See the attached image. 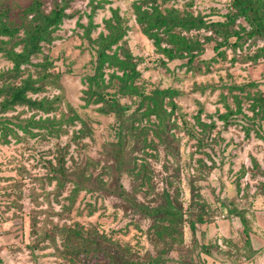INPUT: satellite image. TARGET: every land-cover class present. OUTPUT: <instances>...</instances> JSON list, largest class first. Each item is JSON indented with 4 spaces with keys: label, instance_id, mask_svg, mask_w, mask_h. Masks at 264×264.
<instances>
[{
    "label": "rangeland",
    "instance_id": "1",
    "mask_svg": "<svg viewBox=\"0 0 264 264\" xmlns=\"http://www.w3.org/2000/svg\"><path fill=\"white\" fill-rule=\"evenodd\" d=\"M133 4L207 24L231 12L229 0L70 1L71 17L53 40L16 77L0 80V88L29 81L36 91L26 96L38 104L3 109L0 96V264H249L264 252V119L250 111L254 97L264 98V40L230 37L216 51L227 32L249 29L238 19L180 32L201 49L191 61L185 53L168 61L141 32ZM113 10L128 30L111 52L130 54L139 73L129 82L136 91L116 95L126 107L119 115L90 98L96 54L84 35L90 19L91 39L105 35ZM21 36L6 49L20 51ZM11 69L0 51V74ZM111 74L122 72L106 68L108 93L119 84ZM167 89L175 93L155 115L149 98ZM48 164L63 166V183ZM128 198L150 209L170 205L182 217H148Z\"/></svg>",
    "mask_w": 264,
    "mask_h": 264
},
{
    "label": "trees",
    "instance_id": "2",
    "mask_svg": "<svg viewBox=\"0 0 264 264\" xmlns=\"http://www.w3.org/2000/svg\"><path fill=\"white\" fill-rule=\"evenodd\" d=\"M70 1L72 0H51V9L46 12L43 9L45 0H0V51H5L6 58L12 64L11 70L0 74V80L16 77L21 67L28 64L32 56L40 52L41 44H47L53 40V34L62 21L71 17L70 14L66 13ZM229 2L231 12L227 14V22L224 23L211 22L207 24L202 18L193 17L189 14L181 16L176 9L161 10L159 6H150V8L143 9L139 5L133 4V10L137 23L141 25V32L146 37L153 40L156 50L164 55L168 61L181 57L183 53L188 55L191 61L193 59V51H200L201 45L197 40H190L181 35L182 32L200 30L209 26L224 27L232 25L238 19H242L246 22L249 29H243L242 33L237 31L227 32L226 35L223 36L224 41L217 44L215 47L216 51H218L230 37L236 39L234 44L238 43L237 41L243 38L264 40V0H229ZM100 7L101 3L92 4V11ZM125 22L126 21L118 14V11L113 10L111 12V17L104 21L107 32L105 35L100 34L97 39H91L90 32L94 28L91 19L84 33L87 40L94 47L93 49L96 54L94 74L88 78L91 87L89 91L90 98L94 97L95 102L102 101L107 108V110L101 108L104 112L111 111L118 115L121 114L126 107L118 103L116 95H125L130 91H136L137 88L129 82L139 77V73L136 72L134 66L131 64L130 54H127L125 58H120L115 52H111L112 48L126 35L128 28ZM19 33H21L22 38L19 42L14 43V45L21 44L22 49L20 51H15L13 46V49L7 50L6 46L9 45ZM163 35L167 37V44L171 45L168 48L161 46L163 41L161 36ZM160 63L166 65L164 61H160ZM107 67L116 68L122 72V76L110 75L111 78H117L119 80V84L116 87L117 90L114 93L105 91L106 84L104 82V76ZM251 86H254V84H244L235 88L242 90L243 88ZM35 91L36 89L33 88L27 80L18 87H1L0 96H7V99L2 102L1 106L3 109L17 104L28 105L32 108L37 107L38 104L26 96L28 92ZM174 93L173 90L169 89L162 91L155 90L153 96L149 98L152 103V107L149 111L157 115L160 108L159 101L164 97L174 95ZM250 107L252 118L256 119L257 117H263L264 119L263 97H254ZM237 111L241 113L239 106ZM220 118L225 122L227 121L224 115ZM245 133L249 136L250 128H247ZM118 151H120L119 148L117 149V152ZM48 168L54 174H58L59 181L61 182L62 180L61 183H63V180L67 177L63 166L60 165L56 169L48 164ZM74 189V191H77L78 186H75ZM120 196L123 199H127V194L124 191L120 193ZM127 201L133 203L132 205L134 207L148 217L160 216L169 222H173V219L182 217V214L176 212L170 205L167 207L150 209L136 204L134 201H131L130 198H128ZM191 227L193 228V225H191ZM84 251L86 254L90 255L94 250L92 248H86Z\"/></svg>",
    "mask_w": 264,
    "mask_h": 264
},
{
    "label": "crops",
    "instance_id": "3",
    "mask_svg": "<svg viewBox=\"0 0 264 264\" xmlns=\"http://www.w3.org/2000/svg\"><path fill=\"white\" fill-rule=\"evenodd\" d=\"M252 246H253V244H252ZM253 249L256 250L259 248L256 246L255 247L253 246ZM248 260L250 262L249 264H264V252L259 251V252L253 253L251 255V258Z\"/></svg>",
    "mask_w": 264,
    "mask_h": 264
}]
</instances>
